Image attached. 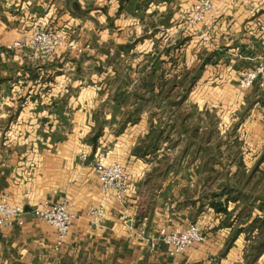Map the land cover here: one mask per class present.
I'll use <instances>...</instances> for the list:
<instances>
[{
	"label": "crops",
	"instance_id": "crops-1",
	"mask_svg": "<svg viewBox=\"0 0 264 264\" xmlns=\"http://www.w3.org/2000/svg\"><path fill=\"white\" fill-rule=\"evenodd\" d=\"M194 2L0 0V200L26 213L0 230V264H264V75L237 84L264 63V0H212L190 27ZM37 24L61 39L54 56L7 50ZM100 151L127 175L123 204L100 190ZM42 201L74 217L58 252L30 214ZM124 213L154 231L196 223L206 242L151 252Z\"/></svg>",
	"mask_w": 264,
	"mask_h": 264
},
{
	"label": "built area",
	"instance_id": "built-area-1",
	"mask_svg": "<svg viewBox=\"0 0 264 264\" xmlns=\"http://www.w3.org/2000/svg\"><path fill=\"white\" fill-rule=\"evenodd\" d=\"M212 0H195L191 12L185 16V24L193 27L205 21L212 12ZM207 40L206 37L203 38ZM62 41L56 37L44 25L37 24L31 30L29 37H23L7 47L9 51L34 53V57L39 61H47L55 55L56 50L61 46ZM72 50L75 47H71ZM264 75V63L260 64L252 71L241 72L237 78L239 90L244 92L253 87L257 80ZM260 126L264 130V113L260 116ZM81 162L87 161L85 151L79 154ZM106 153L100 151L96 153L91 161L100 185V190L104 193L112 192L116 201L120 204L128 193L127 175L123 168L114 163L107 162ZM66 203L61 201L58 204H50L42 201L34 206L30 214L41 223L49 225L55 231V243L53 250L58 252L65 244L69 233L70 223L74 219L67 211ZM104 209L101 206L87 204V209L83 216L90 229L101 230L103 226ZM26 213L17 205L10 204L8 197L4 195L0 200V230L10 229L14 225L22 226ZM122 225L136 238L143 242L153 252L159 247H164L169 257H178L194 246L203 245L206 236L196 223H189L186 227H173L170 225L158 228L156 231L147 229L145 226L136 227L134 218L128 213L122 214Z\"/></svg>",
	"mask_w": 264,
	"mask_h": 264
},
{
	"label": "rangeland",
	"instance_id": "rangeland-1",
	"mask_svg": "<svg viewBox=\"0 0 264 264\" xmlns=\"http://www.w3.org/2000/svg\"><path fill=\"white\" fill-rule=\"evenodd\" d=\"M28 53H30L32 55V57H34V53L30 52V51H27ZM215 140V139H214Z\"/></svg>",
	"mask_w": 264,
	"mask_h": 264
}]
</instances>
